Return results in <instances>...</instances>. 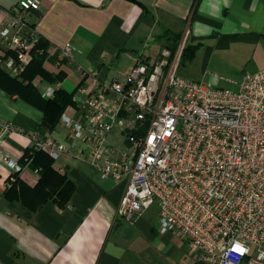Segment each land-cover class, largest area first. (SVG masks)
I'll return each instance as SVG.
<instances>
[{"label": "built area", "instance_id": "obj_1", "mask_svg": "<svg viewBox=\"0 0 264 264\" xmlns=\"http://www.w3.org/2000/svg\"><path fill=\"white\" fill-rule=\"evenodd\" d=\"M39 8L40 0H18L0 24V68L10 76L32 59L28 17ZM71 52L64 44L58 60ZM179 53L169 60L164 47L153 63L137 61L111 80L84 72L90 86L85 78L73 92L76 114L60 116L69 141L32 134L29 152L68 153L102 178H126L118 214L132 220L156 204L159 233L180 235L200 263L264 264V65L219 87L178 73ZM0 129L13 130L2 118ZM115 129L126 132L122 150L109 138Z\"/></svg>", "mask_w": 264, "mask_h": 264}, {"label": "crops", "instance_id": "obj_2", "mask_svg": "<svg viewBox=\"0 0 264 264\" xmlns=\"http://www.w3.org/2000/svg\"><path fill=\"white\" fill-rule=\"evenodd\" d=\"M17 1L0 0V24ZM28 22L45 53L35 56L40 62L31 59L25 76L44 100L53 97L42 96L48 85L58 82L70 94L86 78L84 72L108 80L124 77L137 61L153 63L164 47L173 59L187 41L198 48L180 67L200 53L210 59L217 48L251 47L253 71L264 65L258 60L264 55V0H40ZM172 35L179 40L173 43ZM66 43L72 56L58 60ZM39 65L45 73L34 70ZM198 79H204V71ZM85 83L90 86V79ZM63 112L76 114L72 97L57 115L0 87V118L14 127L0 138V264H171L169 237L178 234L159 233L157 211L149 213L150 206L132 220L118 214L126 178H102L68 153L53 159L41 150L51 159L45 173L40 153L36 166L21 159L32 134L69 141ZM123 135L115 129L109 138L122 147ZM3 154L22 169L7 166ZM65 180L72 187L60 199L57 192Z\"/></svg>", "mask_w": 264, "mask_h": 264}, {"label": "rangeland", "instance_id": "obj_3", "mask_svg": "<svg viewBox=\"0 0 264 264\" xmlns=\"http://www.w3.org/2000/svg\"><path fill=\"white\" fill-rule=\"evenodd\" d=\"M252 51L253 47L241 49L233 48L231 50H221L220 48H217L213 52L210 59L207 60L203 59L202 54L200 53L197 56V59H195L193 62L186 64L185 67H178V73L188 78L198 79L200 77V74L204 71V79L211 82L214 86L234 88L235 85L232 82L233 80H239L245 71H253V69H255L254 62H256V59L252 60V58L250 57ZM261 56L264 55L259 54L260 58H258V60H261L263 62L264 57L262 58ZM13 128L14 127L12 124V129ZM7 133L2 132L1 134L0 129V135H2L0 138L4 137ZM125 135L126 132L124 131L123 136ZM120 142H122L123 144L122 146V144L120 143V146L122 147H118V145L116 147L114 145L117 150H122L124 149L123 147H125L126 141H124V137ZM157 209V205L153 204L149 208V213L152 214L156 212ZM169 241L170 244L167 247V250L170 251L171 256H169V262L171 264H176L179 262L184 264H203L196 261V253L189 250L185 243V240L180 235H170Z\"/></svg>", "mask_w": 264, "mask_h": 264}, {"label": "trees", "instance_id": "obj_4", "mask_svg": "<svg viewBox=\"0 0 264 264\" xmlns=\"http://www.w3.org/2000/svg\"><path fill=\"white\" fill-rule=\"evenodd\" d=\"M172 36L174 37L173 43L179 40V35H172ZM42 48H43V52L40 54L38 50ZM197 48H198V43L195 45H191L190 41L185 42L181 50V53H180L177 70H178V67L182 66L186 61L191 60L193 58L194 53L197 50ZM44 53H45V49L43 47V43L37 41L34 46L33 58L31 62L37 59H38L37 62H40L41 61L40 59L42 58L41 57L37 58L35 56H44ZM28 66L25 68V70L21 73L20 76H10L4 69L0 68V87L7 90L11 94L12 93L20 94L22 97H24V99L30 101L38 108H41L44 110L50 107L55 114L59 115L63 107L68 102L71 101L73 92L68 94L64 92L62 89L58 88L56 89L55 94L52 98L44 100L40 96V93L38 92L34 84L31 82V80L26 79L25 72L27 71V69H29ZM33 66L35 65H33L32 63L31 67L33 68ZM34 70L40 74L45 73L44 68L41 65H39V67L36 66V69ZM50 79L53 81L55 80V77H52V78L50 77ZM37 153H40V158L42 156L45 157L44 166H42L43 172L45 173L47 171H50L51 159L47 155H44L41 150H33L29 152V149H25L24 154L21 159L30 157V163H32L33 166H36L37 164H33V163L36 160ZM44 173L42 174V176L44 175ZM63 183L64 184L62 185L61 188H59V191L57 192V195H59L60 199H63L65 197L67 198V195L69 194L71 187H72V182L69 180H65L63 181Z\"/></svg>", "mask_w": 264, "mask_h": 264}]
</instances>
